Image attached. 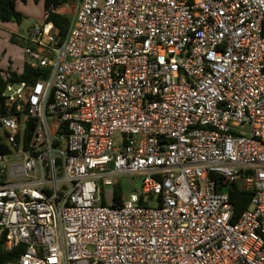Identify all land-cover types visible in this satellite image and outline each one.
I'll return each mask as SVG.
<instances>
[{
  "label": "built area",
  "instance_id": "built-area-1",
  "mask_svg": "<svg viewBox=\"0 0 264 264\" xmlns=\"http://www.w3.org/2000/svg\"><path fill=\"white\" fill-rule=\"evenodd\" d=\"M68 8L22 36L40 72L0 103L6 264H264V0Z\"/></svg>",
  "mask_w": 264,
  "mask_h": 264
},
{
  "label": "trees",
  "instance_id": "trees-1",
  "mask_svg": "<svg viewBox=\"0 0 264 264\" xmlns=\"http://www.w3.org/2000/svg\"><path fill=\"white\" fill-rule=\"evenodd\" d=\"M29 0H0V21L2 23H17L20 24L23 18L22 13H20L17 9L18 3H27ZM35 3L40 2L41 0H33ZM69 0H44V10L48 12L50 9H57L64 3ZM47 21H51L54 23L55 27L58 30V35L61 41L64 39L65 34L69 27V17L58 14L56 12H51L50 17ZM12 41L13 38H12ZM1 63V56H0ZM12 62L10 61V65L7 69L0 68V103L3 100V93L6 89V86L11 82L17 81H32L35 80L39 75V70L30 69V67L25 65L24 71L22 73H18L17 71L12 70L11 66ZM7 150V146L4 143L3 138L0 136V153H5ZM120 189H117V196L114 207L120 205ZM228 193L231 199V202L234 206V220H237L238 217L242 214L244 210H246L252 198V192L241 191L235 185H231L228 187ZM2 243H0V264H6L8 261L16 259L19 257L20 253L24 250L23 247H19L12 252L6 253L2 251Z\"/></svg>",
  "mask_w": 264,
  "mask_h": 264
},
{
  "label": "rangeland",
  "instance_id": "rangeland-1",
  "mask_svg": "<svg viewBox=\"0 0 264 264\" xmlns=\"http://www.w3.org/2000/svg\"><path fill=\"white\" fill-rule=\"evenodd\" d=\"M78 0H69L70 8H68V13L72 12L73 7L76 5ZM18 11L22 13L23 18L20 24L17 23H2L0 21V50L3 51L5 48L12 49L9 51V56L12 57L16 64H21L24 55V40L21 36L28 34V29L44 20V4L43 1L35 3L33 0H29L27 3H20L18 5ZM61 11V9H60ZM67 16V15H65ZM12 38L14 41H12ZM11 59L4 58L2 66L4 68L10 65ZM13 69H15L13 67ZM21 69V67H20ZM120 184L123 186V196L126 200L129 199L130 194H136L141 190L142 181L140 178H132L130 176H125L120 180ZM119 185H114L117 190ZM111 189V187H107Z\"/></svg>",
  "mask_w": 264,
  "mask_h": 264
},
{
  "label": "crops",
  "instance_id": "crops-1",
  "mask_svg": "<svg viewBox=\"0 0 264 264\" xmlns=\"http://www.w3.org/2000/svg\"><path fill=\"white\" fill-rule=\"evenodd\" d=\"M41 1H43V4H44V0H41ZM19 4H20V3L17 4V9H18V5H19ZM44 15H45V14H44ZM40 23H41V22H40ZM21 38H22V36H21ZM9 51H12V49L5 48V50H3V51L0 50V56H1L0 68H2V69L5 70V69H7L8 66H9V64L7 65L6 68H4V67L2 66V63L4 62V58H6V59H11V62H12V64H11V66H12V70L17 71L18 73H22V72L24 71V67H25V65H26V61H27V58H26L25 54L23 55V58H22V62H21V64H16L15 61H13L12 57L9 56V54H10ZM23 52H24V51H23ZM8 53H9V54H8ZM13 67H14L15 69H13ZM20 67H21V69H20Z\"/></svg>",
  "mask_w": 264,
  "mask_h": 264
},
{
  "label": "water",
  "instance_id": "water-1",
  "mask_svg": "<svg viewBox=\"0 0 264 264\" xmlns=\"http://www.w3.org/2000/svg\"><path fill=\"white\" fill-rule=\"evenodd\" d=\"M3 179H5V177H3Z\"/></svg>",
  "mask_w": 264,
  "mask_h": 264
}]
</instances>
